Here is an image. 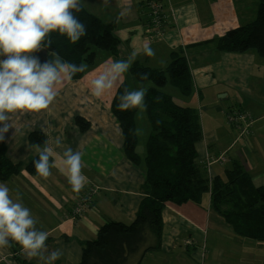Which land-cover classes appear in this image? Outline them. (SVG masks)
<instances>
[{
    "label": "crops",
    "instance_id": "0c3cea01",
    "mask_svg": "<svg viewBox=\"0 0 264 264\" xmlns=\"http://www.w3.org/2000/svg\"><path fill=\"white\" fill-rule=\"evenodd\" d=\"M147 1L150 0H111L110 10L115 14L105 16L106 19L85 6L106 23L115 21L122 7L132 9L131 16L116 23V33L121 40L118 55L100 54L97 58L102 62L99 72L108 66L106 62L110 58L111 61L127 59L133 51L137 53L134 62L154 69L165 68L174 52L181 51L190 64L194 82L190 98L195 97L194 107L202 109H198L203 139L197 144V161L203 165L207 155L225 158L210 167L207 175L212 183L215 176L224 175L225 169L236 160L253 184L264 188V59L256 50L226 53L215 46L229 30L245 26L256 18L260 0L253 5L241 1L247 9V17L241 12L240 0H161L170 27L160 38L151 34L141 18L144 11L140 13L136 8V5L145 6ZM84 2L93 5L103 0ZM203 5L212 6L205 11ZM146 44L155 50V57L144 54ZM49 53L45 49L33 55L43 63L51 59ZM91 68L98 67L88 66L83 79L66 81L49 109L18 114L17 131L10 129L3 141L7 145V157L23 166L38 157L36 144L30 140V134L36 131L43 133L46 140H52L53 146L55 137L60 136L65 147L79 148L83 152L85 167L82 171L88 182L78 198L72 196L67 169L61 163L63 149L54 148L56 155L52 159L57 167L52 169L49 178L22 169L9 181H0L8 185L13 195L19 193L23 203L38 218L37 227L49 233L46 241L49 250L63 249V255L55 264H79L83 259V243L94 241L104 223L117 218L133 222L144 198L141 186L146 178V169L143 170L146 165L137 166L126 159L122 132L108 104L91 93V81L88 82ZM246 93L247 102L242 99ZM218 95L222 96L219 101ZM225 100H241L247 111L241 110L254 115V133L250 137L242 138L241 130L229 121L208 133L205 112L214 108L226 113ZM88 195L90 204L85 213L76 219L68 217L74 201ZM206 200L203 207L194 203L180 206L168 203L163 211L161 250L146 254L141 264H240L242 260L244 264L247 261L259 264L264 256L258 249L264 246L249 245L237 239L224 219L211 211L210 197ZM95 218L99 224L95 225ZM187 240L192 245H188ZM0 264L40 262L37 258L28 259L21 246L13 242L0 248Z\"/></svg>",
    "mask_w": 264,
    "mask_h": 264
},
{
    "label": "trees",
    "instance_id": "16d2710c",
    "mask_svg": "<svg viewBox=\"0 0 264 264\" xmlns=\"http://www.w3.org/2000/svg\"><path fill=\"white\" fill-rule=\"evenodd\" d=\"M76 15L85 24L87 35L73 44L66 36L51 33L53 44L47 51H57L65 61L88 66H93L100 54L118 55L121 40L115 21L106 23L86 8ZM215 46L226 53L254 49L264 56V0L259 1L252 22L229 30ZM141 73H147L148 80L141 79ZM73 78L83 79L84 73ZM125 78L112 97L105 94L102 98L122 132L126 159L138 166L142 160L137 151L138 136L130 131L138 127L137 110L122 112L117 106L125 88L148 89L145 103L151 133L146 143V178L141 186L144 198L133 222L104 223L96 240L83 243V259L79 264H141L146 254L161 250L163 211L168 203L179 206L194 203L203 207L209 197L211 211L224 219L237 239L249 245L263 244L264 188L256 187L236 160L225 169L224 175L215 176L211 183L204 163L197 161V144L203 139L198 109L178 104L163 91L169 84L184 97L192 95L194 82L185 55L175 51L170 63L161 69L136 61ZM30 140L43 145L46 137L36 131L30 134ZM36 159L25 166L14 163L7 157V145L0 142V181H9L22 169L37 174Z\"/></svg>",
    "mask_w": 264,
    "mask_h": 264
},
{
    "label": "clouds",
    "instance_id": "9594fccd",
    "mask_svg": "<svg viewBox=\"0 0 264 264\" xmlns=\"http://www.w3.org/2000/svg\"><path fill=\"white\" fill-rule=\"evenodd\" d=\"M84 0H0V142L5 140L10 129L17 131L15 118L21 113H41L49 109L57 99L58 89L71 81L78 73H86L88 65L65 61L57 51L49 53L51 59L41 62L33 55L51 48V33L66 36L73 44L87 35L86 26L76 13L84 10ZM110 7L111 0H103ZM132 15L130 7H122L115 22ZM143 52L155 57V50L145 45ZM137 53L133 51L127 59L107 63L104 71L91 80V93L97 98L113 90L129 73ZM103 67V66H102ZM91 75V73H89ZM141 79L148 80L147 73ZM148 89L138 86L124 89L119 97L118 109L126 112L137 110V119L147 111L145 97ZM15 131V134H16ZM43 131V129H42ZM135 136H143L142 128L130 130ZM46 134V133H45ZM54 148L63 149L61 163L67 169L68 182L73 192H80L88 182L83 174L85 167L83 152L65 147L60 136L46 140L44 145H35L38 159L34 160L36 173L47 179L57 162ZM38 218L27 207L19 193L4 182H0V248L15 242L20 245L28 259L37 258L40 264H55L63 255V249L49 250L46 241L49 233L38 228Z\"/></svg>",
    "mask_w": 264,
    "mask_h": 264
},
{
    "label": "rangeland",
    "instance_id": "374dc122",
    "mask_svg": "<svg viewBox=\"0 0 264 264\" xmlns=\"http://www.w3.org/2000/svg\"><path fill=\"white\" fill-rule=\"evenodd\" d=\"M90 1H92V0H90ZM236 1L238 2V0H236ZM241 1H244V3L247 4V5H253L254 3L256 4V2H258V0H240L239 1V5H241V7H242L241 12H245V17H247V9L246 10L244 9L245 5ZM148 2L149 1H147V3ZM235 5H236V2H235ZM211 6L212 5H203V10L207 11V10L211 9ZM86 7L89 8L92 12H94L96 14H99V16H101L104 19H106L105 16H108V18H109V17H113L114 14H115L114 11L110 10V7L103 6V3H94L93 5L89 4V5H86ZM136 8H137L138 11H140V13L142 11H144V9H145L144 5H142V6L141 5H136ZM170 10H171V8H170ZM250 50L252 52H255L254 49H250ZM259 56L261 57V59H264V56H262L261 54H259ZM244 63L246 65V67H247V62L245 61ZM101 64H102V62L100 60L97 59L95 61V66H97L98 68H91V70L89 71V73H91V75H89V79H88L89 83H90V81L92 79L95 78L96 75L99 74V72H96V70L97 69L99 71L101 70V68H100ZM246 76H247V71H246ZM125 81H126V78L124 77L123 81H121L118 84L117 87H115L113 90L109 91L106 94H110V97H112V94L119 87V85L122 84ZM163 91L165 93L171 95L173 97L174 101L177 102L180 105L183 104V106H190V107H194L195 106V104H194L196 102V99H194L195 97L190 98L192 95L188 96V97H182L179 94L178 90L176 88H174L173 86L169 85V84L166 87L163 88ZM221 95H223V94H221ZM221 95L217 96V100L218 101L221 99V97H222ZM242 99H245L246 102H247V93H246V96L242 97ZM192 100H194V103H192ZM223 104H224L223 108L226 111V113H219L214 108H210L207 112H205V117H206L205 127H206V130L208 131L209 134H211L213 132V130H217L219 127L223 126L224 122L226 124H228V113L239 112V110L243 111L241 109H244V108H245L244 110L247 111V108L244 105H242V101L241 100L239 102H236L234 100H225L223 102ZM198 109H200V108L198 107ZM200 110L202 111V109H200ZM137 121H138V127L142 128L144 130V135L138 137L137 151H138V153H140L139 155L141 156V159H142L141 160V165L145 167V165H146V162H145L146 143H147V139H148V137H149V135L151 133V125L148 123L146 112L143 114V118L142 119H137ZM253 133H254V126H253ZM244 134L246 136H243ZM241 137L242 138L247 137V133H242ZM203 166L205 168V164ZM145 169L146 168H143L144 171H145ZM205 171L207 173H209L210 169L206 170V168H205ZM81 194H82V192H78V193L74 192V193H72V196L78 198V197L81 196ZM77 200H75L73 205H72L71 213L70 212L68 213V217H70V218L72 217V209H73V207H74V205H75ZM97 218H99V217H97ZM94 221H95V225L99 224V220L98 219L95 218ZM116 221L122 222L123 220H120L119 218H117ZM128 224H130V222ZM97 237H98V235H97ZM97 237H96V239H97ZM211 239H214V237L211 236ZM258 246H264V244H259ZM258 251L264 256V248H260V249H258ZM246 257H247V255H246ZM259 260H260L259 264H264V258H260ZM240 264H244L243 260L240 261ZM247 264H256V263L247 261Z\"/></svg>",
    "mask_w": 264,
    "mask_h": 264
},
{
    "label": "built area",
    "instance_id": "2783aa9c",
    "mask_svg": "<svg viewBox=\"0 0 264 264\" xmlns=\"http://www.w3.org/2000/svg\"><path fill=\"white\" fill-rule=\"evenodd\" d=\"M144 7V12L141 13L142 21L146 23L154 37H163L167 29L170 27L168 21L169 17L166 14L163 2L161 0H150ZM172 14L174 16V11H172ZM228 121L231 125L237 126L242 133H247V136H250L253 133V116L248 112L239 110V112L228 113ZM224 160L225 158L223 156L216 157L207 155L204 163L205 168L206 170H209L214 163L223 162ZM88 198L89 195L86 197L82 196L81 199L76 201L72 209L73 219H76L85 213L90 204ZM186 243L192 245L190 240H187Z\"/></svg>",
    "mask_w": 264,
    "mask_h": 264
}]
</instances>
